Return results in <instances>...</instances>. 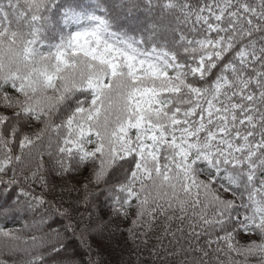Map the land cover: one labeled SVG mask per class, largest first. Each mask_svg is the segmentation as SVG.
Masks as SVG:
<instances>
[{
  "label": "snow or ice",
  "instance_id": "6c2138e0",
  "mask_svg": "<svg viewBox=\"0 0 264 264\" xmlns=\"http://www.w3.org/2000/svg\"><path fill=\"white\" fill-rule=\"evenodd\" d=\"M0 220V264H264V0H0Z\"/></svg>",
  "mask_w": 264,
  "mask_h": 264
},
{
  "label": "trees",
  "instance_id": "16d2710c",
  "mask_svg": "<svg viewBox=\"0 0 264 264\" xmlns=\"http://www.w3.org/2000/svg\"><path fill=\"white\" fill-rule=\"evenodd\" d=\"M45 159H47V157H45ZM37 191H39V189H37ZM60 194L64 195L66 204H75L76 192H72L70 195L67 192L58 193L57 198H59ZM104 200V196L100 195L98 200L100 211L98 215L106 217L109 208ZM4 223V221L0 220V225ZM23 223V220L16 222L9 220L7 226L11 228H20ZM159 232L160 229L156 228L154 233L149 234L147 238L148 243L146 245L139 244V246L138 242L133 243L127 239L126 231L110 238H100L95 235L90 237L86 236L85 239L91 243V250L82 242L80 233L77 232L75 236L70 238L69 251L75 252L77 264H89L90 261H94L95 264H158V261L150 255V250L153 246L157 245ZM202 240L203 238L201 242ZM164 243L168 246L167 240H165Z\"/></svg>",
  "mask_w": 264,
  "mask_h": 264
}]
</instances>
